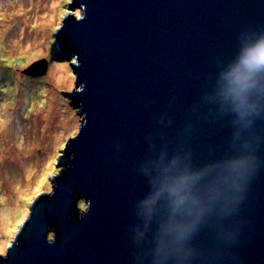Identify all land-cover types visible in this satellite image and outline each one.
<instances>
[{
    "label": "water",
    "instance_id": "95a60500",
    "mask_svg": "<svg viewBox=\"0 0 264 264\" xmlns=\"http://www.w3.org/2000/svg\"><path fill=\"white\" fill-rule=\"evenodd\" d=\"M71 11L53 35L75 58L65 95L81 124L0 264H264V71L238 98L225 78L264 41V0H74ZM173 159L197 174L196 204L174 215L165 199L149 204Z\"/></svg>",
    "mask_w": 264,
    "mask_h": 264
},
{
    "label": "rangeland",
    "instance_id": "374dc122",
    "mask_svg": "<svg viewBox=\"0 0 264 264\" xmlns=\"http://www.w3.org/2000/svg\"><path fill=\"white\" fill-rule=\"evenodd\" d=\"M73 3L0 0V49L12 59L34 56L16 68L15 81L0 75V254L11 245L36 197L52 191L61 149L81 124L79 110L65 95L75 86V58L63 60L53 35ZM74 12L82 15V10ZM41 59L48 62L45 76L35 80L23 73Z\"/></svg>",
    "mask_w": 264,
    "mask_h": 264
},
{
    "label": "clouds",
    "instance_id": "9594fccd",
    "mask_svg": "<svg viewBox=\"0 0 264 264\" xmlns=\"http://www.w3.org/2000/svg\"><path fill=\"white\" fill-rule=\"evenodd\" d=\"M242 65L246 69L244 74H240L234 70L225 77L229 80L230 84H239L241 86L239 92L235 88L228 89V93H234L235 98H238L243 92L254 87L257 83L254 78L264 71V41L258 42L247 52L242 60ZM172 170H175V175H169V172ZM196 179L197 174L191 173L187 169L180 170L178 162L173 159L163 169L161 177L157 182L158 187L149 204L154 205L159 200L165 199L173 215L184 209L193 207L197 202L194 192Z\"/></svg>",
    "mask_w": 264,
    "mask_h": 264
},
{
    "label": "trees",
    "instance_id": "16d2710c",
    "mask_svg": "<svg viewBox=\"0 0 264 264\" xmlns=\"http://www.w3.org/2000/svg\"><path fill=\"white\" fill-rule=\"evenodd\" d=\"M2 49H0V75H3L5 79L10 80L13 82V80L15 81V70L16 68H19L20 66H25L28 65L30 63V61L33 59L34 60V56L29 55L28 60L24 57H22V55L18 56L16 61H14L15 59L10 58L9 56H6L5 53L1 52ZM2 58H6L7 60H3ZM9 74V75H8ZM13 74V77H10V75ZM35 80H39L38 78H36ZM81 208H85V204L83 201H81L79 203Z\"/></svg>",
    "mask_w": 264,
    "mask_h": 264
},
{
    "label": "bare ground",
    "instance_id": "6f19581e",
    "mask_svg": "<svg viewBox=\"0 0 264 264\" xmlns=\"http://www.w3.org/2000/svg\"><path fill=\"white\" fill-rule=\"evenodd\" d=\"M18 231V230H17ZM17 232H15V234H16ZM3 255H6V252H5V254H3Z\"/></svg>",
    "mask_w": 264,
    "mask_h": 264
}]
</instances>
